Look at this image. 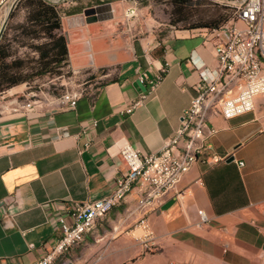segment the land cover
<instances>
[{"label": "crops", "instance_id": "obj_1", "mask_svg": "<svg viewBox=\"0 0 264 264\" xmlns=\"http://www.w3.org/2000/svg\"><path fill=\"white\" fill-rule=\"evenodd\" d=\"M46 1L58 12L67 63L84 94L70 111H56L47 98L41 109L0 116V204L11 207L10 216L0 213V264H34L52 251L59 232L49 214L60 203L109 196L113 181L127 173L121 141L143 155L158 153L196 95L195 69L214 68L215 49L226 41L219 29L140 21L135 0ZM18 13L22 23L24 11ZM164 67L154 93L124 114L144 90L137 73L153 78ZM208 121L212 152L227 157L223 163H195L143 211L148 188L134 187L55 264H264V97L250 113ZM198 211L206 224H199ZM144 214L154 233L148 246L126 234Z\"/></svg>", "mask_w": 264, "mask_h": 264}, {"label": "built area", "instance_id": "obj_2", "mask_svg": "<svg viewBox=\"0 0 264 264\" xmlns=\"http://www.w3.org/2000/svg\"><path fill=\"white\" fill-rule=\"evenodd\" d=\"M241 1L232 20L218 28L225 32L226 41L219 43L215 49L216 66L209 68L202 65L195 69L198 73V80L193 85L196 95L182 112L174 134L164 140L158 153L149 155L141 154L128 141H121L118 152L127 173L113 181L109 196L101 200L60 203L49 214L59 238L52 251L34 264H55L71 249L82 244L94 222L108 215L134 187L140 185L148 188L140 203L143 211L152 201L158 202L173 190L195 163L215 165L227 159L212 152L209 141L215 131L209 126V117L219 115L224 120L234 119L252 112L255 100L264 97V0ZM129 14L133 16L135 11L131 10ZM59 71L58 75H45L47 81L44 84L38 78L26 83L25 93L7 99L0 97V116L41 109L47 104V98L53 99L58 112L75 109L84 94V84H77L79 74L71 71L68 63L63 64ZM166 71L167 67L162 68L153 78H149L145 72H138L137 80L144 90L135 101L125 105L122 112L130 115L143 104L161 83ZM46 85L53 87L57 93L53 95L43 91L41 87ZM91 126L95 127L96 121H92ZM89 145L87 142L85 147ZM13 201L14 206L19 208L20 201L17 198ZM10 210L8 204H0L3 216H10ZM198 215L199 224H206L207 219L202 211H198ZM259 232L264 236V231ZM136 233L138 235L135 236ZM126 234L143 246H148L154 240L145 214ZM65 264L89 263L66 261Z\"/></svg>", "mask_w": 264, "mask_h": 264}, {"label": "rangeland", "instance_id": "obj_3", "mask_svg": "<svg viewBox=\"0 0 264 264\" xmlns=\"http://www.w3.org/2000/svg\"><path fill=\"white\" fill-rule=\"evenodd\" d=\"M137 6L140 7V21H148L154 25L166 24L176 29L199 30L207 28L191 29L196 25H212L227 19L231 21L237 8L241 4V0H135ZM16 0H2L0 3V33L3 42L11 45L12 58L27 60H36L37 52L30 45H40L48 41V39L29 40L21 36L18 26L21 24L18 20L22 14L15 12L13 17L10 14L14 10ZM17 5V4H16ZM11 10L7 20L5 21L8 12ZM25 17V16H24ZM5 21V22H4ZM61 33L55 32V34ZM21 44L25 46L22 47ZM38 78L40 83H45L47 78L44 76ZM30 82V81H28ZM18 85L17 89L9 92L8 90L0 92V97L7 99L14 91H27L25 84ZM16 88V87H15ZM43 91H48L50 94H56L57 91L50 85L41 87ZM3 95V96H2ZM138 233L135 234V236Z\"/></svg>", "mask_w": 264, "mask_h": 264}, {"label": "trees", "instance_id": "obj_4", "mask_svg": "<svg viewBox=\"0 0 264 264\" xmlns=\"http://www.w3.org/2000/svg\"><path fill=\"white\" fill-rule=\"evenodd\" d=\"M23 10L24 21L18 26L21 36L29 40L48 39L40 45H30L38 57L36 60L13 59L11 45L0 39V92L10 90L18 85L31 81L35 77L58 75L62 65L67 63V45L61 30L58 12L46 0H19L10 14ZM227 23V19L212 25H196L191 29H218ZM24 47V44H21Z\"/></svg>", "mask_w": 264, "mask_h": 264}, {"label": "water", "instance_id": "obj_5", "mask_svg": "<svg viewBox=\"0 0 264 264\" xmlns=\"http://www.w3.org/2000/svg\"><path fill=\"white\" fill-rule=\"evenodd\" d=\"M18 2H19V0H16L13 9L16 7V4H17ZM10 12H11V10L8 12V15H7L5 21L7 20V18H8V16H9ZM93 12H94V10L89 9V10H87V11L85 12V14H91V13H93ZM5 21H4V22H5ZM0 37H1V33H0ZM65 40H66V36H65ZM230 161H231V159H228V160H227V162H230Z\"/></svg>", "mask_w": 264, "mask_h": 264}]
</instances>
